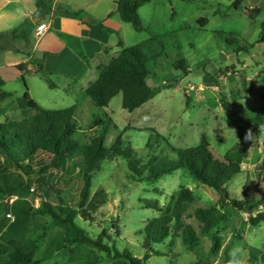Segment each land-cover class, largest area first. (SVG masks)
Instances as JSON below:
<instances>
[{"label":"rangeland","instance_id":"rangeland-1","mask_svg":"<svg viewBox=\"0 0 264 264\" xmlns=\"http://www.w3.org/2000/svg\"><path fill=\"white\" fill-rule=\"evenodd\" d=\"M234 1L153 0L150 5L141 7L140 19L145 31H134L132 39L126 35V44L145 45L151 36L170 37L162 42L163 47L157 40L148 42L145 47L146 52L159 54L157 60L151 61L153 74L147 80L153 92L150 100L133 112L121 108V96L114 97L106 108H95L80 87L69 88V91L63 87L47 89L46 96L41 94L39 98L35 94L34 98L44 102L48 109L75 106L74 120L79 129L75 139L81 144L88 143L106 129L107 148L120 137L124 145L130 144L144 160L159 153L174 157L168 152L170 146L186 149L198 145L208 146L215 158L223 159L238 142L235 126L228 119L224 106L238 113L241 126L246 127L247 120L264 118V44L257 42L264 22V0H242L237 10L232 7ZM166 3L171 4L169 9L165 8ZM153 7L155 11L150 17ZM252 7L261 9L254 18L249 17ZM172 12L174 15L170 19ZM201 18L208 21L202 28L197 23ZM179 59L187 63V75L172 69V63ZM48 97L54 101L61 99L54 105L49 103ZM2 105L0 108H4V113L0 114V123L21 117L19 111ZM155 135L162 138L157 139ZM248 137L244 140L246 154L241 162V173L225 185L233 200L242 199L240 192L245 183L264 190V185L254 174L264 155V135L248 133ZM147 143L151 148H147ZM10 171L17 173L13 168ZM52 175V181L58 187L70 190L77 197L78 184L74 175L61 172ZM23 179L26 181L25 177ZM181 186L191 190L197 199L193 208L220 204L218 193L197 183L186 171L179 170L156 182L146 183L131 178L123 158L101 164L93 175L91 196L102 188L105 199L95 211L89 212L91 222L79 218L77 221L91 236L102 235L103 240L110 237L104 242L108 247L114 242L119 253L108 254L89 245L64 244L63 249H54L51 241L61 229L49 216L36 212L41 202L34 185L30 188L19 185L14 194L0 198V251L8 246V226L16 222L18 225L12 238L24 240L30 249H37L33 258L35 264H134L127 256L140 264H194L197 256L183 247L180 240L172 247L168 240L155 245L154 250L160 252L159 256L143 259V230L158 214L143 208L140 201L157 200L161 205L165 204L168 196ZM259 211L261 208L253 210L252 215ZM225 212L229 219L227 227L220 233L222 247L234 231L243 238L231 245L228 264L237 256L242 257L248 246L264 252V223L252 227L248 223L249 214L239 213L230 205L226 206ZM201 245L204 253L201 264L221 261L222 251L207 256L211 245L209 238H202ZM46 251H51V257L41 260Z\"/></svg>","mask_w":264,"mask_h":264},{"label":"trees","instance_id":"trees-1","mask_svg":"<svg viewBox=\"0 0 264 264\" xmlns=\"http://www.w3.org/2000/svg\"><path fill=\"white\" fill-rule=\"evenodd\" d=\"M150 2L151 0H119L116 13L123 22L130 24L135 32H142L145 28L138 10ZM241 3L242 0H235L232 7L237 10ZM58 11L64 16H75L74 13L65 10L58 9ZM260 12L261 9L254 8L249 12V17L254 18ZM51 13L50 3L43 0L36 1L38 16L44 18ZM207 22L205 18L197 21L201 28L206 26ZM98 27L102 25L99 24ZM5 35H14V31ZM169 37L168 35L158 38L151 36L145 45L142 43L130 47H123L122 42L119 41L118 46L122 48L119 55L100 67L98 78L85 89L91 104L95 108H106L114 97L121 96V108L124 111L133 112L147 103L153 92V88L147 83L148 78L153 74L151 61L157 60L159 54L153 51L146 52L145 47L152 40H157V43L163 47L162 42ZM257 42L264 44V22ZM171 67L184 75L189 72L184 59L175 61ZM42 78L49 88H55L45 74H42ZM11 97V94L0 91V106H3L2 103ZM262 98L264 100V92ZM75 108L71 106L59 110L45 109L25 93L21 98H16L7 104V109L19 111L21 117L17 120L5 119L0 123V156L2 158L0 198L14 194L19 185L29 188L34 185L41 202L36 212L49 216L61 229L56 238L51 241L54 249H63L64 244L89 245L108 254L119 253L114 242L111 247L104 242V240H110V237L107 236L103 240L102 235L91 236L80 227L77 221L79 218L83 222H91L89 212L95 211L103 203L105 193L102 188H98L91 196L93 175L101 164L115 158L125 159L131 178L140 182H156L183 170L197 183L208 187L220 196L218 205L209 208H193L197 199L191 190L181 186L168 196L165 204L161 205L157 200H141L143 208L154 210L158 214L143 230L144 261L151 256H159L160 252L154 250L155 245L168 240L169 247H172L177 240H180L183 247L197 256L194 264H201L204 259L201 239L209 238L211 245L207 256H214L222 251V259L218 264H228L231 258V245L243 238L234 231L231 233L229 242L222 247L220 233L228 224L229 218L225 212L227 205L239 213L249 214L248 223L252 227L264 223V190L260 191L259 187L251 188L248 183H245L241 191L242 199L233 200L229 198L225 189V185L235 175L241 173V162L246 154L244 144L246 133L264 135V127H261L264 125V118L247 120L246 127L241 126L242 119L238 113L224 106L228 119L235 126L238 142L223 159L215 158L208 146L198 145L186 149L170 146L168 152H171L174 157H169L168 153H159L144 160L137 156L130 144L124 145L120 137L110 148H107L106 129L88 143H79L75 139L79 130L74 120ZM3 109L0 108V114L4 113ZM155 136L157 139L162 138ZM146 146L151 148L149 143ZM10 168L15 169L17 173H12ZM53 172L76 177L77 197L70 190L60 188L52 181ZM254 172L256 179L264 185V155ZM257 208H261V211L253 216L252 211ZM16 224L13 222L6 230V236L10 238L8 246L0 251V264H35L33 258L37 249H30L29 243L24 240L12 238L11 234L16 230ZM244 252L242 258L247 264H264V252L251 246H248ZM45 253L41 260L51 257V251ZM127 258L134 264H140L130 256Z\"/></svg>","mask_w":264,"mask_h":264},{"label":"crops","instance_id":"crops-1","mask_svg":"<svg viewBox=\"0 0 264 264\" xmlns=\"http://www.w3.org/2000/svg\"><path fill=\"white\" fill-rule=\"evenodd\" d=\"M36 1L0 0V91L12 95L2 103L5 105L26 93L45 108L44 102L34 98L35 94L39 98L41 94L46 96V90L51 89L42 74L55 88L69 91L80 87L85 93L98 78L99 68L121 52L119 41L123 47H130L125 36L132 39L135 34L132 26L116 13L119 0H43L52 7V13L44 18L36 14ZM164 6L169 9L171 4ZM58 9L75 16H64ZM141 9L138 10L140 17ZM154 11L153 7L150 17ZM173 15L172 12L170 19ZM42 21L48 22V29L37 38L34 30ZM12 31L14 35H5ZM60 99L54 101L48 97L54 105Z\"/></svg>","mask_w":264,"mask_h":264},{"label":"built area","instance_id":"built-area-1","mask_svg":"<svg viewBox=\"0 0 264 264\" xmlns=\"http://www.w3.org/2000/svg\"><path fill=\"white\" fill-rule=\"evenodd\" d=\"M48 29V22L47 21H42L39 22L34 30V35L39 38L41 36H43V34L47 31Z\"/></svg>","mask_w":264,"mask_h":264},{"label":"clouds","instance_id":"clouds-1","mask_svg":"<svg viewBox=\"0 0 264 264\" xmlns=\"http://www.w3.org/2000/svg\"><path fill=\"white\" fill-rule=\"evenodd\" d=\"M248 138H249L248 133H246L245 140H247ZM241 191H242V189H241ZM240 195H241V192H240ZM230 264H245V260L242 257L237 256V258L234 259L233 261H231Z\"/></svg>","mask_w":264,"mask_h":264},{"label":"water","instance_id":"water-1","mask_svg":"<svg viewBox=\"0 0 264 264\" xmlns=\"http://www.w3.org/2000/svg\"><path fill=\"white\" fill-rule=\"evenodd\" d=\"M38 20H40V19H38Z\"/></svg>","mask_w":264,"mask_h":264}]
</instances>
